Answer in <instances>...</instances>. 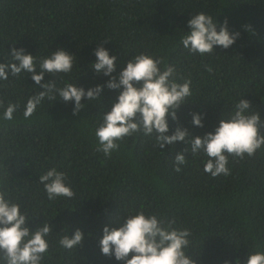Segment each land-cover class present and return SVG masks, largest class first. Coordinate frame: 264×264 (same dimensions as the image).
<instances>
[{
  "label": "trees",
  "instance_id": "obj_1",
  "mask_svg": "<svg viewBox=\"0 0 264 264\" xmlns=\"http://www.w3.org/2000/svg\"><path fill=\"white\" fill-rule=\"evenodd\" d=\"M200 12L213 17L217 31L227 20L229 32L240 33L234 44L214 46L211 55L185 49L180 38ZM99 46L117 57V79L129 60L145 53L164 58L161 70L174 66L178 82L191 80L192 95L177 111L178 120L168 117V135L179 124L202 137L228 119L241 99L251 102L246 114L256 111L264 120V0H0V63L13 62L12 49L23 48L35 57L39 74L40 59L52 51L75 56L71 73H45L42 83L56 79L57 87L71 83L85 91L106 85L111 77L90 66ZM31 76L0 80V99L19 104L11 121L0 119V190L27 213L30 231L51 224L42 264H123L103 255L99 240L104 226L141 209L189 230L185 251L197 264H244L249 253L264 252V147L244 159L229 156L231 175L215 178L204 172L207 157L193 156L190 144L160 149L154 136L142 133L120 141L105 157L96 150L94 133L122 88L105 86L100 100L82 98L77 115L73 101L45 99L25 120L27 99L43 91ZM192 113L203 114L202 128L192 124ZM178 153L187 161L180 172L174 171ZM53 167L66 174L73 198H47L38 181ZM76 229L84 233L82 243L61 248L60 237Z\"/></svg>",
  "mask_w": 264,
  "mask_h": 264
},
{
  "label": "clouds",
  "instance_id": "obj_2",
  "mask_svg": "<svg viewBox=\"0 0 264 264\" xmlns=\"http://www.w3.org/2000/svg\"><path fill=\"white\" fill-rule=\"evenodd\" d=\"M190 31L180 38V43L192 54H209L214 46L224 49L234 44L240 33H230L227 20L220 25L211 15L204 12L192 15L187 22ZM105 39V43L109 42ZM96 61L91 68L97 73L111 77L106 85H96L85 91L71 83L64 87H57L56 79L42 83L45 73L57 77L59 74L71 73L74 64V55L64 49L52 51L48 57L39 61V74L36 73V60L31 54H25L23 48H13L11 63H0V80H8L9 74L19 77L22 72L31 73L32 80L39 91L27 99L24 106L23 118H31L37 107L45 99L65 102L73 101V115H77L84 107L82 98L89 101L100 100L101 93L106 86L110 90L121 89L111 110L104 112L102 122L95 130L98 141L97 151L105 157H110L113 151L119 149V142L136 133L145 137L155 138V147L163 149L165 145L174 146L176 142L190 144L193 156L203 153L207 157L204 163V172L213 178L219 175H231L227 167L229 156L233 159L251 157L257 150L264 147V120L258 112L250 114L248 110L251 102L241 99L235 104L228 119H221L214 131L201 136H193L187 128L177 124L175 131L168 135V117L177 121V111L185 104L186 98L192 95L191 80L185 79L182 83L176 79V68L165 65L163 57H153L140 53L127 62L120 71L118 79L112 73L116 71L115 55H110L103 46L94 50ZM211 73L212 67L205 65ZM62 78V77H61ZM19 108L18 103L9 102L5 105L0 99V109H3L0 119L11 121ZM192 124L203 127V114L192 113ZM191 137V139H189ZM184 152H189L186 147ZM186 156L178 153L174 158V171L180 172L181 165L186 164ZM66 174L55 167L48 169L39 176V183L43 185L49 200L59 197L73 198L75 193L70 185L66 184ZM7 194L0 190V264H42L45 253L49 249L46 239L52 232V226L44 222L34 231L26 226L28 216L21 212V205L6 198ZM116 226H104L102 238L99 240L101 253L108 257H115L123 264H197L196 260L186 255L190 245V231L174 227L175 219L161 218L159 214L146 215L143 209L126 218L117 220ZM84 239V233L76 229L73 235H62L58 241L63 249L71 250ZM131 258H129V254ZM224 264H231L225 260ZM236 264H240L237 260ZM244 264H264V252L249 253Z\"/></svg>",
  "mask_w": 264,
  "mask_h": 264
}]
</instances>
